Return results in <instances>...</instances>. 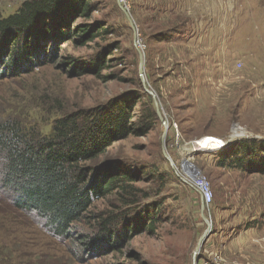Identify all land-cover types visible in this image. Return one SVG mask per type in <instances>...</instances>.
<instances>
[{
	"label": "rangeland",
	"instance_id": "rangeland-1",
	"mask_svg": "<svg viewBox=\"0 0 264 264\" xmlns=\"http://www.w3.org/2000/svg\"><path fill=\"white\" fill-rule=\"evenodd\" d=\"M24 1L0 0V17ZM93 1L97 10L88 22L109 32L84 46L67 43L60 53L81 63L105 53L112 66L102 74L114 78L74 76L60 60L1 76L0 118L49 131L56 117L76 109L132 91L149 96L155 127L117 141L90 163L130 170L137 181L96 200L74 234L103 244L99 223L105 219L114 235L139 224L147 230L91 253L78 238L53 235L45 220L0 197V264H195L196 258L199 264L215 256L222 264H264V172L220 163L223 151L231 153L239 141L264 143V0ZM199 31L209 43L192 38ZM185 160L210 181L211 207L202 206ZM202 214L212 228L197 251L208 229Z\"/></svg>",
	"mask_w": 264,
	"mask_h": 264
},
{
	"label": "trees",
	"instance_id": "trees-1",
	"mask_svg": "<svg viewBox=\"0 0 264 264\" xmlns=\"http://www.w3.org/2000/svg\"><path fill=\"white\" fill-rule=\"evenodd\" d=\"M96 10L93 0H25L15 12L0 17V77L21 75L44 62L60 60V68L71 75L114 78L102 74L112 66L105 53L88 63L60 53L67 43L84 46L109 32L100 22H88ZM27 36L30 39L24 41ZM146 97L132 91L92 109H76L56 117L49 131L10 115L0 118V197L16 211L45 220L53 235L78 238L91 253L102 254L130 238L132 232L147 230L146 224H139L114 235L110 220L105 219L99 223L101 232L106 233L103 244L93 242L89 234H74L76 224L96 200L137 181L130 170L113 164L93 168L90 163L117 141L130 135L144 136L155 127V109ZM138 105L142 109L136 116ZM257 141L233 144L231 153L224 150L220 155L221 165L264 172V143L261 147ZM148 219L149 225H154L155 217L151 220L148 215Z\"/></svg>",
	"mask_w": 264,
	"mask_h": 264
},
{
	"label": "built area",
	"instance_id": "built-area-1",
	"mask_svg": "<svg viewBox=\"0 0 264 264\" xmlns=\"http://www.w3.org/2000/svg\"><path fill=\"white\" fill-rule=\"evenodd\" d=\"M120 2L126 3L125 0H120ZM177 135L176 137L178 138ZM195 184L198 190L200 191V193L202 194L204 203L206 204V206L211 207L214 201V192H213L212 185L210 181L208 180V178L202 174L201 176L196 178ZM199 264H222V259L221 257L215 256V258H212L211 260H204L202 263H199Z\"/></svg>",
	"mask_w": 264,
	"mask_h": 264
},
{
	"label": "water",
	"instance_id": "water-1",
	"mask_svg": "<svg viewBox=\"0 0 264 264\" xmlns=\"http://www.w3.org/2000/svg\"><path fill=\"white\" fill-rule=\"evenodd\" d=\"M127 15H128V13H127ZM128 17H129V15H128ZM130 19V18H129ZM140 57H141V73H142V76H143V64H144V54L141 52L140 53ZM229 142H231V141H229ZM165 154H166V152H165ZM184 163H185V161H184ZM201 195V194H200ZM201 201H202V206H204V200H203V198H202V195H201ZM202 217L208 222V229L205 231V233L202 235V237H201V240H200V242H199V244H198V247H197V251L198 250H200L201 248H202V246H203V243H204V241H205V239L210 235V233H211V228H212V224L209 222V220L205 217V215L204 214H202ZM197 258H196V260H195V264H197Z\"/></svg>",
	"mask_w": 264,
	"mask_h": 264
},
{
	"label": "crops",
	"instance_id": "crops-1",
	"mask_svg": "<svg viewBox=\"0 0 264 264\" xmlns=\"http://www.w3.org/2000/svg\"><path fill=\"white\" fill-rule=\"evenodd\" d=\"M198 2V1H197ZM207 2H209L208 0H205V3H207ZM194 5H198L199 6V4H196V3H194ZM203 10H204V8H203ZM191 12V11H190ZM205 12H207V11H205ZM225 21H227V20H225ZM193 26H195L197 29H201V28H204V27H201V25H198V23L196 24V25H193ZM183 27H187L188 28V25H186V26H183ZM207 29H209V27H207ZM192 38H197L196 40H197V42H202V43H209L208 42V40H206L205 38H206V35H203V32H201V31H199V33L198 34H196L194 37H192ZM191 42V41H190Z\"/></svg>",
	"mask_w": 264,
	"mask_h": 264
},
{
	"label": "bare ground",
	"instance_id": "bare-ground-1",
	"mask_svg": "<svg viewBox=\"0 0 264 264\" xmlns=\"http://www.w3.org/2000/svg\"><path fill=\"white\" fill-rule=\"evenodd\" d=\"M184 167L187 169V173H190L192 176H195V178L202 175L200 173V169L196 165L192 164L190 161L185 160Z\"/></svg>",
	"mask_w": 264,
	"mask_h": 264
}]
</instances>
